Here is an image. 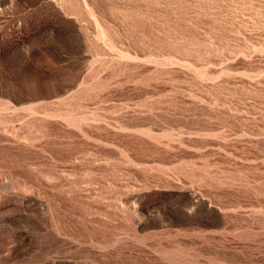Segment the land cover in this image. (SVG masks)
<instances>
[{
    "label": "rangeland",
    "instance_id": "obj_1",
    "mask_svg": "<svg viewBox=\"0 0 264 264\" xmlns=\"http://www.w3.org/2000/svg\"><path fill=\"white\" fill-rule=\"evenodd\" d=\"M0 264H264V0H0Z\"/></svg>",
    "mask_w": 264,
    "mask_h": 264
}]
</instances>
